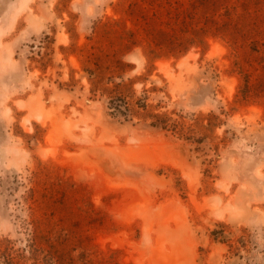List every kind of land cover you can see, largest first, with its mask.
<instances>
[{"label":"rangeland","instance_id":"obj_1","mask_svg":"<svg viewBox=\"0 0 264 264\" xmlns=\"http://www.w3.org/2000/svg\"><path fill=\"white\" fill-rule=\"evenodd\" d=\"M7 262L264 264V0H0Z\"/></svg>","mask_w":264,"mask_h":264},{"label":"trees","instance_id":"obj_2","mask_svg":"<svg viewBox=\"0 0 264 264\" xmlns=\"http://www.w3.org/2000/svg\"><path fill=\"white\" fill-rule=\"evenodd\" d=\"M248 86V84L246 83L245 84V86L244 87H247ZM241 96H242V99L243 100H246V98H247V93L246 92H244V88L243 89H241ZM156 125H158V124H156ZM161 127H163L164 129H166V127L167 126H161ZM14 218H15V220H17L18 219V217L16 218V216H14ZM16 225H17V231L19 230H22V227L24 226V221L23 222H21V224H18L17 222H16ZM8 264H13L12 262L10 263V262H7Z\"/></svg>","mask_w":264,"mask_h":264}]
</instances>
